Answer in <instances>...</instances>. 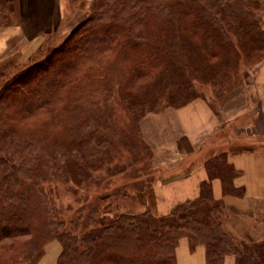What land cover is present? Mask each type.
Here are the masks:
<instances>
[{"label": "trees", "instance_id": "1", "mask_svg": "<svg viewBox=\"0 0 264 264\" xmlns=\"http://www.w3.org/2000/svg\"><path fill=\"white\" fill-rule=\"evenodd\" d=\"M12 3L0 0L5 26ZM263 17L264 0H92L87 17L62 40L40 45L48 46L40 59L21 68L7 61L10 73L2 63L0 264H35L54 239L62 247L55 264H177L182 237L191 249L205 246L208 264H223L226 255L235 264H264V240L240 242L224 228L225 204L211 181L221 179L224 193H242L225 152L205 160L208 177L184 213L173 208L158 216L147 204L122 211L118 200L127 188L143 194L151 182L141 177L108 188L111 178L131 176L133 162L112 164L106 122L115 101L134 135L147 114L196 98L218 113L196 85L217 91L240 57L264 58ZM177 148L192 151L186 136ZM54 184L103 186L97 203L82 190L75 205H64L52 195ZM130 200L138 201L133 194Z\"/></svg>", "mask_w": 264, "mask_h": 264}, {"label": "crops", "instance_id": "2", "mask_svg": "<svg viewBox=\"0 0 264 264\" xmlns=\"http://www.w3.org/2000/svg\"><path fill=\"white\" fill-rule=\"evenodd\" d=\"M26 22L16 24L20 30L12 27L10 32H0V65L12 41L23 38ZM255 67L245 75L244 84L221 102L218 113L205 99L196 98L180 107L149 113L140 121L141 135L153 153L151 164L161 167L154 183L139 195L155 215L187 206L198 195L199 183L208 177L205 160L225 152L227 161L239 171L233 185L242 193H224L221 179L211 181L213 196L225 204L224 228L240 242L264 240V58ZM184 136L192 146L189 153L177 148ZM59 251V244L52 242L43 264L54 259L50 252ZM176 259L177 264H208L205 246L191 249L186 237L179 239ZM223 264H235V257L226 255Z\"/></svg>", "mask_w": 264, "mask_h": 264}, {"label": "rangeland", "instance_id": "3", "mask_svg": "<svg viewBox=\"0 0 264 264\" xmlns=\"http://www.w3.org/2000/svg\"><path fill=\"white\" fill-rule=\"evenodd\" d=\"M91 3L92 0H14L12 4L15 11L13 15L8 14L11 18H9V24L7 23L5 26L0 22V32L4 33L7 30L10 32V30H13L12 27H17L16 24L21 20L27 21L26 29H24L25 34L23 38L12 41L11 45L6 50L7 52L3 54V56L6 57V61L3 62L4 65L1 67L5 68L6 72L10 73L13 71L14 66L21 68L32 60L40 59L48 50V46L40 48V45L46 44L51 40L54 43H58L62 40L73 27L87 17ZM6 10L7 9H4V12H7ZM68 15L70 18L69 21L66 20ZM58 20H61V22H59V27H55ZM262 22V27L264 28V19ZM31 25L32 27H29ZM15 29L20 30L19 27L14 28V30ZM41 49L43 50L41 51ZM7 61H13L14 66L12 63L8 65ZM259 62L260 61L257 62V59L251 60V58L240 57L238 67L234 72L230 73L232 74L231 80L226 77L223 87H217L218 90L215 91L211 83L200 81H198L196 87L203 97L207 100H211L212 104H214L213 106L220 109L221 102L225 99V101H227V96L231 91L237 86L244 84L245 75L249 73L250 70L256 68L255 66ZM108 111L110 117L107 118L106 122L108 123L109 131L114 140V145L110 146V149L112 150L113 158L116 156L112 164H127L128 162H133V165L129 168L133 171L131 176L130 174L124 176L120 174L118 177L111 178L110 187L108 188L111 189L112 187L118 189L121 184L141 177L142 180H144L143 182L150 181L151 186L154 183L155 177L161 172L159 171L161 167L154 168L151 164V155L153 153H150L151 149L149 145L143 140L139 132L134 135L132 129L133 122L131 123L127 111L116 101L112 103V107ZM139 155L144 156L140 161H135ZM102 186L103 184L100 185V187L89 184L85 187L82 186L83 188L73 186V189H71L65 184H54L51 185V192L57 204L61 202L64 205H75L74 198H76L82 190H89L91 194L90 202L97 203V194ZM132 194L138 201L130 200ZM124 195L126 197L122 195L120 201L118 200L119 207L122 211L135 212L142 209L144 206H142L143 203L141 201L143 199H139L141 198L139 196L141 194H138L137 189L134 190L129 186ZM186 207L187 206L182 205L179 209L184 213ZM52 242L58 243L61 251L62 247L59 241L56 239L51 240L45 244L43 254L35 264H41V262L43 264L42 257L45 254L46 248L49 247ZM60 251L58 254L57 252L54 253V259H52L49 264H55Z\"/></svg>", "mask_w": 264, "mask_h": 264}, {"label": "bare ground", "instance_id": "4", "mask_svg": "<svg viewBox=\"0 0 264 264\" xmlns=\"http://www.w3.org/2000/svg\"><path fill=\"white\" fill-rule=\"evenodd\" d=\"M49 256H51V258H52L54 256V252L53 253L50 252Z\"/></svg>", "mask_w": 264, "mask_h": 264}]
</instances>
